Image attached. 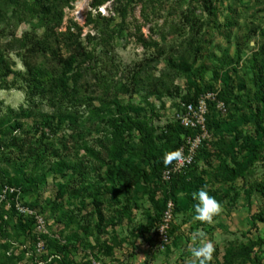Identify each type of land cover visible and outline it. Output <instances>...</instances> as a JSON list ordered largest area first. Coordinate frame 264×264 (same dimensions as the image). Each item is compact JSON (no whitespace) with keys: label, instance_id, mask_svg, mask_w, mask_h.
<instances>
[{"label":"rangeland","instance_id":"rangeland-1","mask_svg":"<svg viewBox=\"0 0 264 264\" xmlns=\"http://www.w3.org/2000/svg\"><path fill=\"white\" fill-rule=\"evenodd\" d=\"M39 1L0 0V60L24 72L32 41L52 39L76 57L84 101L29 98L23 76H0L8 87L0 89V217L10 207L3 176L14 177L19 198L46 218L43 256L60 253L61 264H200L193 249L205 243L213 247L206 264H264V136L255 124L264 116V0ZM207 89L229 90L227 112L186 175L164 183L182 137L178 112ZM128 114L156 127L159 170L137 131L120 141L113 122ZM250 138L258 158L242 173ZM200 189L221 204L211 223L195 219ZM170 200L162 246L157 228ZM26 218L9 216L0 264H36Z\"/></svg>","mask_w":264,"mask_h":264},{"label":"trees","instance_id":"trees-1","mask_svg":"<svg viewBox=\"0 0 264 264\" xmlns=\"http://www.w3.org/2000/svg\"><path fill=\"white\" fill-rule=\"evenodd\" d=\"M39 3L42 4L44 7H47L49 5L48 4L49 0H40ZM205 7L208 10H210L211 8L207 2H205ZM50 9L48 11H50ZM46 20L48 22L50 18L47 17ZM55 34L58 33L56 32ZM55 40H57V36ZM23 63L26 69L24 72L22 70L14 71L11 69V66L7 59L0 60V76L3 75L7 76L10 73H15L16 77L23 76L27 80L29 86L31 87L29 98L41 96L45 99L46 97H48V98H61L65 100L70 99L78 102L84 101V96L79 89L80 80L82 78V72L79 70V68H77V59L73 55L69 57L64 56L63 53L61 52L58 42H55L54 40L49 39L47 37L34 39L32 41V47L26 49V53L23 58ZM6 88L8 87H4V85L0 83V89H6ZM207 90H211V89H207ZM207 90L198 91L193 97H190L185 102L194 101L201 92ZM228 92L229 90L227 89L222 90L221 93L218 92V97L221 100H223L227 106L228 104L225 96L228 94ZM261 101H264V97H261ZM118 109L120 112H123L125 107L123 105H120ZM222 118L223 115H221L215 109L213 110V112H211L210 115H208L207 124L209 130L213 133V135H215L214 126L218 123V121H221ZM178 123H179L178 124L179 128H181L180 135L182 137L180 139L178 136L179 141L174 145L175 154L173 155L169 163L165 165V167L162 169L160 173L161 181H163L162 180L163 170L171 164L172 160L177 155L178 150L184 141V136L192 132L191 129L184 127L182 124H180L179 121ZM255 124L257 131L264 136V116L262 112L256 113ZM113 126L115 127L116 132L119 134V138L121 139L120 140L121 142H126L127 136L134 135L133 131H137L144 154L149 159L155 160L154 168L156 170L160 169L159 164L156 162V158L152 153V150L156 142V127L154 126L153 123H151L147 119L135 118L133 115L128 114L126 119L121 118V120H115L113 122ZM247 140L249 141L250 155L242 164L240 171L242 173L245 172L247 167L258 158L257 142L252 138ZM5 145L6 143H4L2 137H0V147H3ZM206 148L207 147L202 148L200 150L195 163L198 161L200 153ZM186 173L176 176L171 182H164V181L163 182L174 184L176 183V181L183 178L186 175ZM3 178L5 179V181L2 184V193L6 186H13L19 188L22 194V188L20 186H16L17 184L15 185L14 177L3 176ZM17 195H18L17 192L6 194L5 199L9 200L10 207L8 214L5 215V218L3 214L0 217V232L4 233L6 224L9 221V216L12 217L15 213H18L16 209ZM24 203L32 206L31 204L25 201ZM18 215L23 216L19 213ZM26 219L28 220L27 225L30 230L32 228L31 226L32 223H34V220L29 217H27ZM20 224L21 226L26 225V223H24L22 220L20 221ZM33 227H34L33 232L35 233V225ZM33 237L36 239L37 234L35 233ZM56 247L58 249L57 250L58 252H62L64 251V248L67 247V245L60 246L59 244H56ZM30 253L31 254L35 253V245H34V250L30 251ZM31 254L30 256H33ZM35 263L37 264V262Z\"/></svg>","mask_w":264,"mask_h":264},{"label":"built area","instance_id":"built-area-1","mask_svg":"<svg viewBox=\"0 0 264 264\" xmlns=\"http://www.w3.org/2000/svg\"><path fill=\"white\" fill-rule=\"evenodd\" d=\"M214 109L221 115H225L227 112L226 103L218 97V92L213 90L201 92L194 101L183 103L182 109L178 112V121L184 127L191 129L192 132L184 136V141L177 155L171 164L163 170L162 180L164 182H171L176 176L185 174L195 163L200 150L211 145L214 135L208 128L207 118ZM14 192L18 194L16 198L18 213L34 220L35 233L38 239L35 244L37 264H61L59 261L61 255L59 253L49 257L43 256L48 247L45 237L48 233L45 216L19 198L21 190L17 187L6 186L2 196L5 198L7 193ZM173 220L174 204L170 200L166 204L164 214L157 228L162 246L169 243ZM92 264L101 263L94 261Z\"/></svg>","mask_w":264,"mask_h":264},{"label":"clouds","instance_id":"clouds-1","mask_svg":"<svg viewBox=\"0 0 264 264\" xmlns=\"http://www.w3.org/2000/svg\"><path fill=\"white\" fill-rule=\"evenodd\" d=\"M193 199L197 201L194 204L195 219L211 223L213 217L221 211V204L212 196L208 194L205 189H200L193 194ZM213 247L211 243H205L201 247L194 248L193 254L201 259L200 264H206V261L211 258Z\"/></svg>","mask_w":264,"mask_h":264}]
</instances>
